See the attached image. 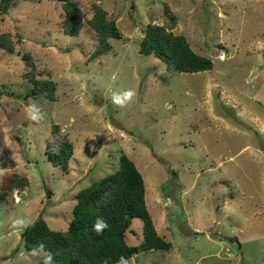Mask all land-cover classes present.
Here are the masks:
<instances>
[{
    "label": "rangeland",
    "instance_id": "374dc122",
    "mask_svg": "<svg viewBox=\"0 0 264 264\" xmlns=\"http://www.w3.org/2000/svg\"><path fill=\"white\" fill-rule=\"evenodd\" d=\"M77 2L85 23L73 35L63 31L62 0H17L0 12V33L14 44L0 47V187L13 172L28 180L1 200L0 264L38 260L23 246L25 227L41 215L67 228L75 193L113 172L122 152L142 173L156 230L171 241L166 251L135 253L133 264H264V0ZM93 2L119 30L98 55L100 36L86 21ZM149 23L184 34L212 67L178 71L141 52ZM26 51L55 82L53 99L27 95ZM129 88L134 102L115 107L111 91ZM28 104L42 112L39 123L25 119ZM53 123L74 144L66 172L46 157L60 142ZM126 237L141 240L139 217Z\"/></svg>",
    "mask_w": 264,
    "mask_h": 264
},
{
    "label": "trees",
    "instance_id": "16d2710c",
    "mask_svg": "<svg viewBox=\"0 0 264 264\" xmlns=\"http://www.w3.org/2000/svg\"><path fill=\"white\" fill-rule=\"evenodd\" d=\"M17 0H0V12H6L16 4ZM66 12L62 22L63 31L77 34L85 23L80 17L77 0H62ZM93 12L86 21L100 36L93 55L110 49L106 37L119 36L114 19L106 18L107 11L98 2L92 4ZM170 18L174 16L170 14ZM19 37V34L17 35ZM20 38V37H19ZM0 47L13 51V40L8 32L0 33ZM139 50L143 53L153 52L174 66L178 71H200L212 67V60L206 55L191 49L184 34L174 33L165 25L149 23L145 36L141 40ZM22 59L28 70L34 64L31 54L22 52ZM33 66V67H32ZM32 82L27 95L37 97L43 95L53 99L55 82L49 77H42L33 69L25 72ZM35 73L39 75L36 77ZM59 125L53 123L52 132L60 138L55 147H46V157L63 171L69 169V159L73 154L74 144L66 134L59 135ZM27 178L11 173L6 183L0 187V204L8 189L13 185H25ZM72 216L65 229L51 228L47 221L39 215L23 231V246L31 250L43 243L52 253L54 264H117L119 258L131 257L140 251L157 249L166 251L171 241L161 235L155 227L153 217L146 204V188L142 173L135 162L124 152L120 153L117 168L80 188L75 193ZM139 217L142 221V238L132 244L127 240L126 232L132 219ZM103 219L108 227L102 233L93 230L97 219ZM6 258V256H2ZM31 264H42L36 260Z\"/></svg>",
    "mask_w": 264,
    "mask_h": 264
},
{
    "label": "clouds",
    "instance_id": "9594fccd",
    "mask_svg": "<svg viewBox=\"0 0 264 264\" xmlns=\"http://www.w3.org/2000/svg\"><path fill=\"white\" fill-rule=\"evenodd\" d=\"M113 81L116 79L115 74L112 77ZM136 97V92L134 89H123L118 91H111L110 101L117 108H126L134 102ZM24 117L27 121L33 123H39L43 118V114L36 104H28L23 109ZM20 224V221L13 222V228H17ZM108 227L107 223L103 219H97L94 223L93 230L97 233H102L104 229ZM23 255V253H21ZM29 255L31 257L38 258L42 260V264H54V258L51 252L46 249V246L41 243L34 246ZM107 264V262H105ZM117 264H133V261L130 258L121 256Z\"/></svg>",
    "mask_w": 264,
    "mask_h": 264
},
{
    "label": "crops",
    "instance_id": "0c3cea01",
    "mask_svg": "<svg viewBox=\"0 0 264 264\" xmlns=\"http://www.w3.org/2000/svg\"><path fill=\"white\" fill-rule=\"evenodd\" d=\"M213 64V63H212ZM193 72V71H192Z\"/></svg>",
    "mask_w": 264,
    "mask_h": 264
}]
</instances>
